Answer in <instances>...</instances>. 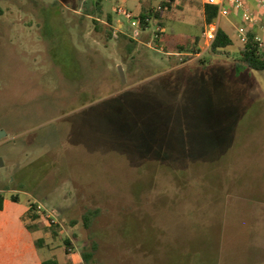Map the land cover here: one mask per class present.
Masks as SVG:
<instances>
[{"label": "rangeland", "instance_id": "obj_1", "mask_svg": "<svg viewBox=\"0 0 264 264\" xmlns=\"http://www.w3.org/2000/svg\"><path fill=\"white\" fill-rule=\"evenodd\" d=\"M94 1L0 0V264L55 258L47 235L63 264H264V70L238 60L239 17L202 52L203 0H175L129 52ZM118 4L160 0H102L130 32Z\"/></svg>", "mask_w": 264, "mask_h": 264}, {"label": "built area", "instance_id": "obj_2", "mask_svg": "<svg viewBox=\"0 0 264 264\" xmlns=\"http://www.w3.org/2000/svg\"><path fill=\"white\" fill-rule=\"evenodd\" d=\"M203 2L204 4L216 6L217 16L212 22L205 24L202 52L207 51L215 40L221 18H228L234 15L240 19L239 23L234 24L237 41L245 43L248 39L249 31H255V42L264 52V0H203ZM115 12L128 21L129 29L132 30L130 32L127 31V35L134 40L135 38L138 39L141 24L136 13L123 4L116 5ZM147 20L149 21V19ZM159 32L163 31L158 24L155 30V39H159ZM37 208H41V206ZM47 215L50 217L49 214ZM51 221L55 222L53 219Z\"/></svg>", "mask_w": 264, "mask_h": 264}, {"label": "trees", "instance_id": "obj_3", "mask_svg": "<svg viewBox=\"0 0 264 264\" xmlns=\"http://www.w3.org/2000/svg\"><path fill=\"white\" fill-rule=\"evenodd\" d=\"M173 1L175 0H160V6L158 9H155L152 11L149 9L147 11L140 13L138 16V19L140 21L141 26L145 27L146 25H148L149 21L147 19H150V18L160 23L158 19L161 16L162 9H164L165 6H169L170 3ZM92 4L94 6V9H96V11H99V12L103 11L102 0H95L94 2H92ZM216 16H217V7L214 5L205 4L204 5L205 22L206 23L212 22L216 18ZM94 20H95V23L98 22L96 19ZM159 34L161 35L163 34V32H159ZM107 36L109 39L114 37L113 30L111 28L107 30ZM125 37L127 38L128 41L134 42V40L130 38L129 36H125ZM158 40L159 39H155V42H157ZM197 41H198V38L196 37L194 44H196ZM127 44H128L129 52H131L133 49V43H127ZM233 44H234V40L232 36L224 28L220 26L218 28L216 38L211 44V46L209 47L208 51L211 53L218 54V53L224 52L225 50H227L229 46ZM178 47L184 48L183 45H178ZM237 47H238V54H239L238 60L241 63L246 64L247 67H249L252 70H257V71L264 70V52L258 47L257 43L255 42V31H249L247 41L245 43H239ZM237 67H240V64H237ZM13 198L14 200L18 199L17 196H13ZM4 200H5V197L2 194V192H0V212L4 208ZM34 209H36V203L30 202L29 210L33 211ZM92 215H93V212L89 211L83 216V220L86 225L89 224ZM36 217H38V214L34 213L33 218H36ZM27 227H29V225H27ZM65 242L66 244H70L69 239H65ZM83 256H84L85 261H88L91 258L92 253L87 252V253H84ZM41 264H62V263H60L56 258H48V259L43 260Z\"/></svg>", "mask_w": 264, "mask_h": 264}, {"label": "crops", "instance_id": "obj_4", "mask_svg": "<svg viewBox=\"0 0 264 264\" xmlns=\"http://www.w3.org/2000/svg\"><path fill=\"white\" fill-rule=\"evenodd\" d=\"M92 6H93V4H92ZM84 14H85L84 18L96 19L98 22L95 23L96 24L95 27L98 28L99 30L103 29L106 32V34H107V30H109L111 28L113 30V34L115 35V38L118 41L120 39L121 41L125 42L124 45L126 46V50L129 51L128 44H127V38L125 37V36H128L127 35V31L128 30L124 28L125 27L124 23L120 19L115 18L110 13H104V11H100L98 13V16L95 17V16H93V10L92 9H90L88 11H85ZM109 15H110V17H109ZM116 32H118L119 35H116ZM4 204H5V200H4ZM3 210H4V208H3ZM37 244H39V247H37ZM34 245L39 250L41 248H44V247L48 248V250L51 252V255H52L51 257H55L60 263L63 264L62 259L60 258V256H56V253L54 251V247L51 245V241H50L48 235L46 237V240H45V238L43 236H39V238L36 240ZM11 247L12 248H10V251H11L10 252V257H13V256L16 257V256L19 255V254H16V252H18V253L22 252V249H23L24 246L21 247L20 245L16 244V245H12ZM36 253L40 256V258L38 257V259L36 260L35 264H41V262L43 260L48 259V258H45V256L42 255L41 251H37ZM36 253H34V254L36 255ZM26 264H30V263L26 262Z\"/></svg>", "mask_w": 264, "mask_h": 264}, {"label": "water", "instance_id": "obj_5", "mask_svg": "<svg viewBox=\"0 0 264 264\" xmlns=\"http://www.w3.org/2000/svg\"><path fill=\"white\" fill-rule=\"evenodd\" d=\"M119 73H120V76H121V78L123 79V81H125L124 79V72H123V68H122V66L121 65H119ZM5 135V133H4V131H0V138L2 137V136H4Z\"/></svg>", "mask_w": 264, "mask_h": 264}]
</instances>
